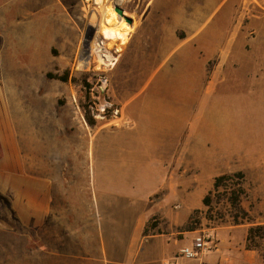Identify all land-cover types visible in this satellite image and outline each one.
<instances>
[{
  "label": "crops",
  "instance_id": "crops-1",
  "mask_svg": "<svg viewBox=\"0 0 264 264\" xmlns=\"http://www.w3.org/2000/svg\"><path fill=\"white\" fill-rule=\"evenodd\" d=\"M250 12L251 0H147L123 25V38L109 39L117 41L109 83L121 85L120 113L116 125L91 130L87 139L91 191H58L44 168L35 175L23 159L0 158V195L8 194L22 227L36 230L42 264H264L258 250L244 246L248 227L264 224V191L252 222L215 223L211 250L179 255L200 230L186 225L218 175L209 172L241 148L215 144L207 151L184 142L190 100L199 107L201 93L216 85L224 92L225 83H247L252 52L264 50L263 24ZM132 84L151 87L131 92ZM245 152L252 158L251 148Z\"/></svg>",
  "mask_w": 264,
  "mask_h": 264
},
{
  "label": "rangeland",
  "instance_id": "rangeland-1",
  "mask_svg": "<svg viewBox=\"0 0 264 264\" xmlns=\"http://www.w3.org/2000/svg\"><path fill=\"white\" fill-rule=\"evenodd\" d=\"M146 2L0 0V158L6 154L23 159L25 170L35 175L44 168L56 176L54 188L58 191H91L85 177L87 139L91 130L118 123L115 97L122 94L121 85L109 83L111 65L100 62L95 48L97 44L103 49L106 46L108 59H112L117 41H110L112 36L98 26L110 5L114 17L130 26L115 11V5L133 20ZM250 13L264 27V0H251ZM253 27L255 43L258 26ZM258 44L264 45V29ZM252 56L253 68L245 74L246 84L225 83L228 90L224 92L216 85L211 92L201 93L199 107L198 101L190 100L184 142L196 140L207 151H214L215 144L241 146L235 155L222 158L223 167L209 172L211 176H232L217 190L212 184L204 195L212 191L209 204L192 213L188 224L199 231L213 233L210 227L215 223L234 221L237 211L228 199L232 190L243 191L239 206L247 213H239L237 219L252 222L259 216L256 209L260 191H264V50L253 51ZM48 73L66 74V80ZM150 87L132 84L130 91L144 88L147 93ZM86 114L94 121L92 125ZM227 124L232 127L230 132L224 131ZM245 147L252 149V158ZM194 171L199 170L194 166ZM35 234V229L21 226L8 194L0 195V264H42Z\"/></svg>",
  "mask_w": 264,
  "mask_h": 264
},
{
  "label": "trees",
  "instance_id": "trees-1",
  "mask_svg": "<svg viewBox=\"0 0 264 264\" xmlns=\"http://www.w3.org/2000/svg\"><path fill=\"white\" fill-rule=\"evenodd\" d=\"M48 76L56 77L61 80H66V74L57 76L53 73H48ZM85 118L89 125H92L94 123V121L91 119V117L88 114L85 115ZM236 174L239 175L240 173L237 172ZM231 176L232 175L228 173H222V174L215 176L214 181H213V189L217 190L223 184V182L226 179H230ZM211 192L212 191H209V193L203 198V203L205 205H208L210 202L209 194ZM242 194H243V191H239V190L229 191L228 199L230 200V202L232 203V206L237 211L234 215V223H241V221L237 219L239 213L243 214L244 216L247 215L246 211H244L239 206V199ZM186 227L189 228L193 226H190L189 224H187ZM244 246L247 249L258 250L260 254L262 255V257L264 258V224H252L248 227Z\"/></svg>",
  "mask_w": 264,
  "mask_h": 264
},
{
  "label": "bare ground",
  "instance_id": "bare-ground-1",
  "mask_svg": "<svg viewBox=\"0 0 264 264\" xmlns=\"http://www.w3.org/2000/svg\"><path fill=\"white\" fill-rule=\"evenodd\" d=\"M98 2H101L103 0H96ZM113 5L107 6L105 8V10L103 11V15H102V20L98 26L99 30L102 29V32L105 34H108V36H118L120 39L123 38L126 28L125 26H123V24L120 22L121 19L118 20V17H114L113 15ZM130 28V27H129ZM127 33V32H126ZM119 39V40H120ZM124 41V40H123ZM105 45V44H104ZM96 51L98 53V56L100 58V62H102V64H112L113 63V59H108V54L106 51V46L105 49L102 48V45L97 44L95 46ZM108 50V49H107Z\"/></svg>",
  "mask_w": 264,
  "mask_h": 264
},
{
  "label": "built area",
  "instance_id": "built-area-1",
  "mask_svg": "<svg viewBox=\"0 0 264 264\" xmlns=\"http://www.w3.org/2000/svg\"><path fill=\"white\" fill-rule=\"evenodd\" d=\"M215 246V237L213 233L207 231H199L194 235L192 244L179 249V255L185 258L197 257L204 251H209ZM174 264V263H169Z\"/></svg>",
  "mask_w": 264,
  "mask_h": 264
},
{
  "label": "water",
  "instance_id": "water-1",
  "mask_svg": "<svg viewBox=\"0 0 264 264\" xmlns=\"http://www.w3.org/2000/svg\"><path fill=\"white\" fill-rule=\"evenodd\" d=\"M114 9L121 17L124 18L125 21H127L128 23L132 22V18L124 14V10L122 7L115 5Z\"/></svg>",
  "mask_w": 264,
  "mask_h": 264
}]
</instances>
